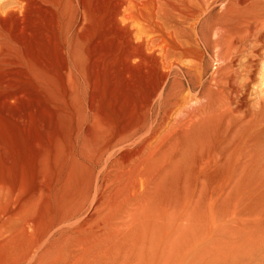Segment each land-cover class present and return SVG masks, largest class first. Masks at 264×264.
<instances>
[{
  "label": "rangeland",
  "instance_id": "1",
  "mask_svg": "<svg viewBox=\"0 0 264 264\" xmlns=\"http://www.w3.org/2000/svg\"><path fill=\"white\" fill-rule=\"evenodd\" d=\"M155 1L145 11L155 14L162 32L171 34V38L165 35L155 41L147 52L148 67L156 70L157 77L167 76L162 96L146 114L141 113V127L127 142L92 156L96 164L89 167L93 180L88 178L89 187L82 194L75 218L61 227L49 230L47 220L53 218L51 211L54 213L59 203L63 175L74 159L82 160L87 133L91 129L98 131L96 122L117 124L134 112L135 117L142 108L143 100L121 97L125 86L120 89L123 83L114 70L134 72L139 66L118 63L122 54L117 37L119 26L105 23L112 6H107L109 10L104 6H83L88 19L81 25L77 24V6H72L64 82L60 59H55L52 52L56 46L53 40L52 48L48 47L51 51H42L44 55L41 52L35 57L42 67L40 79L21 85L26 98L0 109V145L8 146L18 172L27 161L21 145L23 135L13 132L16 119L31 118L33 134L46 148L34 153L33 174L29 176L26 168L22 172L27 176H23L26 178L21 184L22 198L27 199L33 189L38 191L31 204L35 219L42 221L34 236L35 255L22 263L20 258L29 240L14 228L6 240L0 234V264H75L85 256L86 245L88 256L81 264H264V0H194L193 7L200 16L194 28L178 19L175 10L182 6L176 0ZM98 22L108 25V29ZM81 32L85 35L82 38ZM109 65L116 67L111 71L116 77L110 75ZM60 109L64 110L63 117H59ZM29 113L33 116L26 117ZM6 125L9 127L4 129ZM49 140L52 145L48 147ZM128 143L132 145L125 147ZM126 151L130 159L124 163L121 154ZM5 159H0L1 170ZM134 180L139 182L137 188H133ZM95 182L99 192L105 193L100 199L99 219L107 218V233L120 225L125 228L121 239L98 244L107 233L94 228L96 221L85 227V234H70L75 227L70 226L83 217ZM120 186L127 190L114 198L112 194ZM128 188L132 189L130 194ZM41 189H50L49 196ZM1 204L0 195V219ZM135 213L142 215L136 218H144L142 225V219L137 218L133 224L129 220ZM126 224L130 229L134 224L140 227L135 226L134 233V226L131 232Z\"/></svg>",
  "mask_w": 264,
  "mask_h": 264
},
{
  "label": "bare ground",
  "instance_id": "2",
  "mask_svg": "<svg viewBox=\"0 0 264 264\" xmlns=\"http://www.w3.org/2000/svg\"><path fill=\"white\" fill-rule=\"evenodd\" d=\"M150 1L151 0H0V109L3 106H6V105L11 106L14 103L20 101L21 99L26 98V95L23 92L21 85L23 83H26V82L27 83L33 82L35 79H37V80L40 79V76L38 77V74L41 71L42 67H41L40 63L37 60H35V57L38 54L40 55V53L42 51H48L49 48L51 49L52 47L50 45L52 44L53 40H54L53 42H55L56 46H55V49L53 48L52 52H54L55 59H58V58L60 59L61 79L64 82V79H65L66 73H67V70H66L67 43L66 42H67V36L69 35V34L67 35L68 25H69L68 22H69V17H70V8L72 6H77V12H78V17H79L77 24H80V25L87 18L86 17L87 10L85 12L83 6H90V7H92V6H104V8L107 6H112L111 12L106 13L109 15L106 17L104 14V16L107 18V21L105 20L106 18H104V17L103 18L106 21L105 23L111 22V23H115L117 26H119V30L117 31V37L119 40V48H122V49H120V50H122L121 51L122 54H121V56H118L119 57L118 59L117 58L116 59L118 60V63L122 64V65H124L123 63H125V65L137 63L138 65L136 67L139 66V68H136L134 70V72L132 70L134 68V66H133V68L130 69L132 71L127 70L128 72L125 70H124L125 71L124 72L120 68H116V67L115 68L119 69V70H114L115 72L118 71V75H117L118 77L117 78L118 79L120 78L121 84L123 83V86L120 85V89H121V87L124 88V86H125V89H123L124 92L121 93V97H123V99H126V100L128 97H130L134 100H138V99H140L141 101L143 100V103L142 104L140 103L142 105V108H141L140 112L137 114L138 116L136 115L137 117L136 116L134 117L133 116L135 113L134 112L133 114L130 115V117L123 118L120 121H118L117 124H115V122H114V124H112L107 120L99 121V122H96L97 123L96 126H97L98 131H96L95 129H91L93 131L90 130L89 133H87L89 137H88L86 143L83 145V148H82V154H83V157L81 158L82 160L79 161L80 158L78 160L74 159L72 162V165H70V167L68 169V172L65 175H63L62 190L60 193V197L58 200L59 203L57 204L56 211L53 213V210L49 207L50 210H52L51 212L53 214V218H50L49 220H47V222H48L47 226H48L49 230L54 229L55 227H58V226L61 227L60 226L61 224L63 225L65 222H69V220H71L73 216L75 218L74 214L76 212H79V204H80L81 199H82V194L85 192L87 187H89V185L87 184L88 178H90V180L91 179L93 180V177H94L92 172L90 173L91 170L89 171L90 165L94 164L92 156H94L95 154H98V153L107 152L108 150L110 151V149H113L116 146L121 145L124 142H127L129 140V138L132 135H134L140 129L141 120H142V119L140 120V118H141L140 116L143 113L146 114V112L148 111L150 106H152L162 96L161 92L163 91V88H164L165 83L167 81V76L166 77H162V76L157 77L156 76V70L151 69L153 67H148L149 58L147 56V52L149 50H151V47L153 46L151 44L155 43V41H158L159 39L162 40V38L165 37V35L170 36V38H171V34H166V33L162 32V28L160 27L161 24H159L156 21L157 17L154 16L155 14H149L145 11V9L147 8L146 6L155 0H152L151 2ZM176 1H177V3L180 4V6H182L181 8L179 6L180 9H178V10L176 9V7L173 6L174 7L173 9H176L175 11L177 12L178 19L182 22V24H188L190 26V28L191 27L194 28V26L196 27L198 24L197 20L199 19L200 16L198 15L197 10H195V8L193 7V6H196V4L194 3L195 1L194 0H176ZM175 4L176 3H174V5ZM205 4L207 5L206 1H205ZM199 6H201V5H199ZM202 6H204V5H202ZM108 8L109 7H107V9H105V10H109ZM209 8H208V11H209ZM90 13H92V12H90ZM102 13H104V12H102ZM97 17H100V16L97 15ZM103 18H101V22L103 21ZM96 21H98V20H96ZM88 22H90V19ZM190 22H193V23H190ZM100 23L98 22V25ZM102 23H101V25H102ZM90 24H92V22ZM107 24L109 26H111L109 23H107ZM89 26H91V25H89ZM94 26H95V24H94ZM107 26L105 25L106 28H107ZM102 27H104V26L102 25ZM82 28H85V27H82ZM98 28H99V26H98ZM221 28H223V27H221ZM90 29H91V27H89L88 32H86V30H87L86 29L84 31V34H85V32L89 33ZM114 30H115V28H114ZM218 30H217V32H218ZM224 31H226V30H224ZM220 32H221V29H220ZM81 34H82V32H81ZM114 34H116V33H114ZM78 36H79V34H78ZM84 36L85 35L81 36V38ZM88 36L90 37L89 34H88ZM93 37H94V35H93ZM128 41L132 44L130 45L128 43ZM87 42H89V41H87ZM121 43H124V45L123 44L121 45ZM45 44H46V46H45ZM116 44H117V42H116ZM126 44H128V45H126ZM124 46L126 48H123ZM50 49H49V51H51ZM115 50L118 51L119 49L115 48ZM42 55H44L43 52H42ZM114 56L116 57L117 54ZM115 57L113 60H115ZM100 58H101V56H100ZM109 62L107 64H109ZM157 63L159 64L158 69L161 70L160 58H157ZM112 65H113V63H112ZM115 65H113V66H115ZM117 66H119V65H117ZM109 67H111V65H109ZM113 68L111 67L110 72L113 70ZM121 68H122V66H121ZM114 71H112V72H114ZM112 72L110 75L114 74ZM122 72H124V73H122ZM115 77H116V75H115ZM120 80H119V82H120ZM150 80H152V81H150ZM111 81L114 82L115 80L114 81L111 80ZM117 82H116V84H117ZM117 87L119 88V86H117ZM115 89H117V88H115ZM120 89H119V91H120ZM138 109H139V106H138ZM43 110L46 111L47 109L43 108ZM59 111H60L59 117H61L62 116L61 114L64 112V110L60 109ZM32 116H33V114L29 113L26 117H32ZM24 118L25 117L18 118L15 120L16 126H13V132L16 131L18 134L23 135L21 145L23 147V151H26V154H25L26 157L24 156V158H26V161H27L26 165L29 163H31V165L21 166L20 167L21 169L19 171L20 173H19L17 170V167L15 168V164L17 161L15 162V160L10 158L12 156H10L9 151H7L8 146H6L5 143L0 145V159H1V157H3L4 159H5V157H8L7 159H5L6 163L2 167V170L0 169V195H1V203H2L1 204V219H0V234H2V238H4L6 240L10 236V234H8V233H10L15 228V229H17L18 232H20V235L21 234L26 235V237L29 240V247L27 250L25 249L26 250L25 253L22 252L23 254H25L24 256H22L23 259L20 258L22 260V263L24 261L27 262L26 261L27 259L30 260L32 257H34V255H35L34 249L36 247V239H37L34 236H36L35 233L37 232V230H39L38 228L41 227V224H42V221H39L40 219L39 220L35 219V216L33 215V210L31 208L32 207L31 204L35 200V196L37 195L36 193H38V191L35 192V190L33 189V192L31 193V195L28 193L30 196L27 199L24 200L22 198V195H24V194H22V191H21V189H22L21 184H23L24 179L27 177L22 172L25 171V168H26L27 174L29 176H31L33 174L32 173V170H33L32 169L33 168L32 167V163H33L32 161L35 159L34 153L38 152L39 148L46 151V148L43 147L44 143H42V141H40L38 139V137L34 136V134H33L34 130H33V127L31 125V118H28V119H24ZM8 127L9 126L6 125L4 127V129H6ZM104 136L107 139L106 140L103 139V141H101V139H99V138L100 137L102 138ZM62 138L64 139L63 136H62ZM63 139H61V141ZM58 144L59 143H57L55 145H58ZM50 145H52V142L49 140V142L47 143V146L49 147ZM67 145H69V144H67ZM131 145L132 144L128 143V145H125V147H130ZM142 145H144V144H142ZM59 147H61V146H59ZM123 147H122V150L124 149ZM55 148H58V147H55ZM68 148L65 150H68ZM131 149H133V148H131ZM50 150L52 152V149H50ZM62 150H64V146H63ZM114 150H117V149H114ZM125 150H127V149L125 148ZM121 151L119 153H121ZM51 152H49V153H51ZM55 152H57V151H55ZM128 153L126 151L124 153L122 152V154H121V160L124 161V163H126L130 159V155ZM134 154H136V153L134 152ZM71 155H73V154H71ZM61 158H62V156H61ZM43 161H45V160H43ZM142 164L144 165L143 162H142ZM94 165H96V164H94ZM63 167L64 166H62V168ZM129 171L131 172V170H129ZM58 173H60V172H58ZM124 175H126V173ZM23 176H26V177L23 178ZM124 177L125 176H123V178ZM130 177H131V174H130ZM97 179L98 178H96V180ZM49 180H51V179H49ZM137 181L134 180V187L133 188H137L138 183H139V182L137 183ZM143 181H141V182L144 185L145 183H143ZM29 182H30V180H29ZM95 184H96V182H95ZM263 184H264V181H263ZM37 186H38V184H37ZM97 186H98V184H96V186H94V188H93L94 193H93V195L91 193V198H90L89 202H87L88 204L85 203L87 206L84 205L85 208L83 209V214H81V215H83V217L80 218L78 221H76L71 226L69 224L70 227H72L73 225L75 226L72 228V231L70 234H72V233L77 234L79 237V235L83 234L87 230V229H85V227L94 221H96L93 224L95 226V227L93 226L94 228H96L100 233H103V234L107 233V231L105 232V229H107L106 225L108 224L106 221L107 218H106V220H104V218L99 219V216L102 214V208L100 207V199H101V196L105 193H103V194L100 193L101 191L99 192ZM159 186H160V184H159ZM125 187L122 188L120 186L119 188H121V189H117L114 192V194H112L114 196V198H117L118 196H120L122 191L125 190L124 189ZM127 187H128V185H127ZM42 188H43V186H42ZM129 189L132 190L131 188H128V190ZM49 190L47 189V191L44 190V192H43L44 194L46 193L47 197L49 196L50 191H51V190L50 191ZM130 190H129V194L131 192ZM39 191H40V189H39ZM42 191L39 193H42ZM124 195H126V194L124 193ZM89 196H90V194H89ZM103 198H105V197H103ZM22 199L24 200L23 203H21ZM117 199H115V200L118 201ZM121 200H122V202H124L123 201L124 199H121ZM111 201H113V200H111ZM35 203L37 204L36 201H35ZM115 204H116V202H115ZM102 205L103 204H101V206ZM118 205L121 206V202ZM107 206H109V204L106 205V208H107ZM115 208L117 210V207H115ZM112 209H113V206H110V211ZM141 211H143V208ZM108 213H109V211H108ZM136 213L133 215V217L131 219L129 218V220H131L132 224L137 220V218H138V220L142 219L141 217L136 218V215H138L139 212H138V214H136ZM52 214H50V215H52ZM140 215H138V216H140ZM104 216L106 217L108 215H104ZM110 216H112V214ZM144 216L145 215H143V217ZM143 219L140 221L141 225L143 224ZM95 223H97V224H95ZM137 223H139V221H137ZM128 224H130V223H128ZM90 226L92 227V225H90ZM126 226L128 227V229H130L129 225L126 224ZM132 226H134L133 229H132ZM132 226H130V227L134 231V233H135L134 229H136L135 226L140 227V225H136V224H134ZM121 227L122 226L120 225L119 229H116V228L110 229L106 235L102 236L97 241L98 244L105 242V241L111 242L113 240H118L117 238H120L121 234L125 231V228L122 229ZM123 227H125V226H123ZM70 229L68 228V231ZM132 230H131V232H133ZM127 233H129V232H125V234H127ZM143 234H144V232H143ZM18 237H20V236L18 235ZM122 237H123V234H122ZM24 238H25V236H24ZM22 240L23 239L21 238V241ZM115 243H116V241H115ZM109 244H111V243H109ZM27 245H28V243H27ZM86 246L84 248L85 256L82 259L76 260L75 264H81V261L83 260L82 262H84V259L88 256V254L86 253V250L88 249V247H86ZM95 246H96V242H95V245L91 244L89 251ZM81 248L79 249L80 251L82 250ZM104 253L107 254L106 252H104ZM79 257L80 256L78 254V258ZM72 258H74V257H72ZM111 258H112V256H111ZM73 262L74 261H72V263ZM87 263L98 264V262L96 263L93 261H88ZM142 263H143V261H142ZM122 264H129V263H122ZM156 264H158V263L156 262Z\"/></svg>",
  "mask_w": 264,
  "mask_h": 264
}]
</instances>
